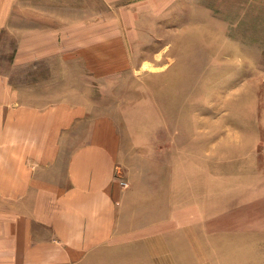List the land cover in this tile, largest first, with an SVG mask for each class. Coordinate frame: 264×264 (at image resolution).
Instances as JSON below:
<instances>
[{"label": "rangeland", "instance_id": "rangeland-1", "mask_svg": "<svg viewBox=\"0 0 264 264\" xmlns=\"http://www.w3.org/2000/svg\"><path fill=\"white\" fill-rule=\"evenodd\" d=\"M27 6L20 32L56 37L12 74L14 36H0L11 87L115 130L121 246L94 264H264V0Z\"/></svg>", "mask_w": 264, "mask_h": 264}, {"label": "crops", "instance_id": "crops-1", "mask_svg": "<svg viewBox=\"0 0 264 264\" xmlns=\"http://www.w3.org/2000/svg\"><path fill=\"white\" fill-rule=\"evenodd\" d=\"M35 1L0 0V36L15 42L12 74L51 55L42 48L55 34L20 32L14 20L21 2L35 11ZM5 76L0 68V251H11L9 264H94L100 251L121 246L112 242L115 130L49 100L21 99Z\"/></svg>", "mask_w": 264, "mask_h": 264}, {"label": "bare ground", "instance_id": "bare-ground-1", "mask_svg": "<svg viewBox=\"0 0 264 264\" xmlns=\"http://www.w3.org/2000/svg\"><path fill=\"white\" fill-rule=\"evenodd\" d=\"M151 70H152V68H151Z\"/></svg>", "mask_w": 264, "mask_h": 264}]
</instances>
